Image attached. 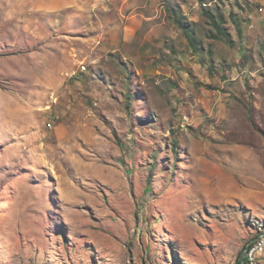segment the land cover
Wrapping results in <instances>:
<instances>
[{"label": "rangeland", "instance_id": "374dc122", "mask_svg": "<svg viewBox=\"0 0 264 264\" xmlns=\"http://www.w3.org/2000/svg\"><path fill=\"white\" fill-rule=\"evenodd\" d=\"M263 231L264 0H0V264H237Z\"/></svg>", "mask_w": 264, "mask_h": 264}, {"label": "built area", "instance_id": "2783aa9c", "mask_svg": "<svg viewBox=\"0 0 264 264\" xmlns=\"http://www.w3.org/2000/svg\"><path fill=\"white\" fill-rule=\"evenodd\" d=\"M264 254V231L252 241L245 253V264H258L259 258Z\"/></svg>", "mask_w": 264, "mask_h": 264}, {"label": "trees", "instance_id": "16d2710c", "mask_svg": "<svg viewBox=\"0 0 264 264\" xmlns=\"http://www.w3.org/2000/svg\"><path fill=\"white\" fill-rule=\"evenodd\" d=\"M179 27L187 34V35H189L188 34V28H187V26L185 25V24H179ZM216 27H217V32L219 33V34H221L227 41H230V38H229V35L227 34V32L224 30V29H222V28H220V26H218V25H216ZM187 28V29H186ZM213 38H216L217 39V36H213ZM189 41L192 43V39L190 38L189 39ZM237 264H240L239 263V261L237 262Z\"/></svg>", "mask_w": 264, "mask_h": 264}, {"label": "water", "instance_id": "95a60500", "mask_svg": "<svg viewBox=\"0 0 264 264\" xmlns=\"http://www.w3.org/2000/svg\"><path fill=\"white\" fill-rule=\"evenodd\" d=\"M246 250H247V248H246ZM246 250H245V252L242 254V256L239 258V263H240V264H245L244 259H245V253H246Z\"/></svg>", "mask_w": 264, "mask_h": 264}, {"label": "crops", "instance_id": "0c3cea01", "mask_svg": "<svg viewBox=\"0 0 264 264\" xmlns=\"http://www.w3.org/2000/svg\"><path fill=\"white\" fill-rule=\"evenodd\" d=\"M125 33H126V32H125ZM125 33H124V34H125Z\"/></svg>", "mask_w": 264, "mask_h": 264}]
</instances>
